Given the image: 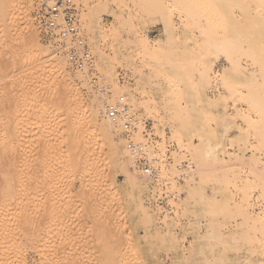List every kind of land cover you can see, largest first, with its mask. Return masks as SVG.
<instances>
[{"label": "rangeland", "instance_id": "obj_1", "mask_svg": "<svg viewBox=\"0 0 264 264\" xmlns=\"http://www.w3.org/2000/svg\"><path fill=\"white\" fill-rule=\"evenodd\" d=\"M74 1L93 68L151 123L158 175L39 32L38 0H0V184L19 198L0 210V264H264V0Z\"/></svg>", "mask_w": 264, "mask_h": 264}, {"label": "built area", "instance_id": "obj_2", "mask_svg": "<svg viewBox=\"0 0 264 264\" xmlns=\"http://www.w3.org/2000/svg\"><path fill=\"white\" fill-rule=\"evenodd\" d=\"M35 21L39 32L47 39L58 43L65 53L69 69L80 83L86 81L93 91L104 97L101 113L116 127L126 139L129 152L137 157V170L145 177L156 178L157 168L152 161L155 159L150 145L149 133L151 123L141 121L134 113L130 101L124 93L113 96V84L105 74L93 68V54L83 34L80 23L79 5L74 0H38ZM119 79L123 76L119 75ZM142 128L148 142L136 141L133 134ZM194 164L183 160L177 165L179 181L188 179ZM173 193L163 192L157 196L162 215L172 214L171 206L166 203V196Z\"/></svg>", "mask_w": 264, "mask_h": 264}, {"label": "bare ground", "instance_id": "obj_3", "mask_svg": "<svg viewBox=\"0 0 264 264\" xmlns=\"http://www.w3.org/2000/svg\"><path fill=\"white\" fill-rule=\"evenodd\" d=\"M27 19V18H26ZM25 19V16H24V20H26ZM23 21V20H22ZM24 22V21H23ZM26 22V21H25ZM27 23H28V21H27ZM236 46V43L235 42H227V43H225V44H223L222 46H221V49H223V50H226V52H224V53H227V51H229V50H231L232 48H233V50H234V47ZM237 48V47H236ZM235 48V49H236ZM243 49V48H242ZM41 50H44V49H41ZM231 52H233V51H231ZM50 58H52V56L50 57ZM46 60L47 61H49L48 60V58H44L43 56H41L40 58L39 57H37V59H36V63L37 64H42V65H44V64H46ZM56 60V59H55ZM53 58H52V61H51V59H50V63H51V65L52 64H54V63H57L56 61H55ZM35 61V60H34ZM33 62V61H32ZM31 62V63H32ZM31 63H29V64H31ZM34 63L35 62H33V65H34ZM49 63V64H50ZM10 64V63H9ZM13 64V63H12ZM36 64V66H39L40 67V65H37ZM48 64V63H47ZM59 64V63H58ZM19 65V64H18ZM56 65V64H55ZM5 66V65H4ZM10 66H12V65H10ZM35 66V65H34ZM53 66V65H52ZM59 65H57V67H58ZM18 67H20V66H18ZM43 67V66H42ZM56 68V67H55ZM3 69V68H2ZM1 69V70H2ZM19 69V68H18ZM54 69V68H53ZM22 70V69H21ZM55 70V69H54ZM55 72V71H54ZM15 74V73H14ZM20 74V73H19ZM42 74V73H41ZM39 75V74H38ZM17 76V75H16ZM23 84V83H22ZM61 88V87H60ZM26 90V89H25ZM63 90H65V89H63ZM13 92V91H12ZM26 92V91H25ZM59 92H60V90H59ZM18 94V93H17ZM22 94V93H21ZM99 95H101V94H99ZM60 96V95H59ZM62 98V97H61ZM60 99V98H59ZM64 100V99H63ZM101 103V102H100ZM259 104V103H258ZM257 104V105H258ZM64 105V104H63ZM8 109V108H7ZM12 110V109H11ZM4 111V110H3ZM15 111V110H14ZM101 111H102V106L100 107V109H99V112L101 113ZM12 111H8V112H5V114H3V116H0V117H2V118H9L10 116H12ZM74 114V113H73ZM102 114V113H101ZM103 115V114H102ZM104 116V115H103ZM2 118H0L1 120H0V139H6V140H8V139H10V135H9V124H4V121L2 120ZM5 120V119H4ZM93 120V119H92ZM2 121V122H1ZM92 122V121H91ZM7 125V126H6ZM114 125V124H113ZM28 128V127H27ZM25 132H27V131H25ZM24 132V133H25ZM99 137V136H98ZM93 139H95V137L93 138ZM96 141V140H95ZM100 141H101V139H100ZM10 142H12V141H10L9 140V142H7L6 144L4 143V144H0V173L1 172H3V174L5 173L4 172V170L5 169H7V167L6 166H8V164L10 163V161L11 160H9V159H11V150L14 148L11 144L12 143H10ZM16 142V141H15ZM14 145V144H13ZM13 147V148H12ZM127 148V147H126ZM86 149V148H85ZM17 150V149H16ZM127 150H128V148H127ZM86 151H88L87 149H86ZM12 152H13V150H12ZM42 152L43 153H46L45 151H43L42 150ZM79 152V151H78ZM77 152V153H78ZM122 152V151H121ZM17 153V152H16ZM19 153V152H18ZM42 153V155H41V158H42V156L44 155ZM123 153V152H122ZM47 154V153H46ZM48 155H49V153H48ZM45 157H46V155H45ZM18 160V159H17ZM20 162V161H19ZM40 163V162H39ZM51 163V162H50ZM12 164V163H11ZM50 165V164H49ZM48 165V166H49ZM43 166V165H42ZM9 167V166H8ZM18 167V166H17ZM53 167V166H52ZM2 168H5V169H2ZM41 169V168H40ZM135 169V168H134ZM12 170V169H11ZM138 171V170H137ZM3 174H1V175H3ZM4 176V175H3ZM141 176H143V175H141ZM16 177V176H15ZM32 177V176H31ZM145 177V176H144ZM1 178H2V176H1ZM26 178V177H25ZM7 180V179H6ZM25 180V179H24ZM5 181V180H4ZM10 181V180H9ZM16 181V180H15ZM33 181V180H32ZM2 182V181H1ZM14 182V181H13ZM40 182V181H39ZM4 183V182H3ZM3 183L2 184H0V192H1V190L4 188V190H6V191H4V190H2V191H4V192H2V194H4V196H1L3 199L1 200V202H0V210H4L5 209V207L6 206H11V202L12 201H14V199L13 198H15V197H17L15 194L16 193H14V191H13V189H12V187L10 186V185H8V182L7 183H4V185L5 184H7L6 186H4L3 185ZM28 184H29V182H28ZM19 185V184H18ZM19 187V186H18ZM18 194V193H17ZM19 195H20V192H19ZM18 195V196H19ZM18 198V197H17ZM16 199V198H15ZM19 199V198H18ZM17 200V199H16ZM14 201V202H17V201ZM24 200V199H23ZM19 202V201H18ZM15 204H17V205H19L18 203H15ZM22 204H20V209H21V207H23V206H21ZM44 206H46V205H44ZM12 207V206H11ZM15 207H17V206H15ZM8 208V207H7ZM27 208V207H26ZM26 208L24 209V207L22 208V210L24 209L25 211H26ZM12 209V208H11ZM11 209H9V210H11ZM35 211V210H34ZM1 212V211H0ZM5 212V211H4ZM18 212H19V210H18ZM48 212H49V210H48ZM2 213H3V211H2ZM46 214V213H45ZM48 214V213H47ZM49 215V214H48ZM21 217H23L22 215H20ZM26 216H28V215H26ZM21 217H20V219H21ZM29 217V216H28ZM166 217V215H164V218ZM25 218V217H24ZM30 219V218H29ZM20 221V220H19ZM22 221V220H21ZM20 221V222H21ZM19 222V223H20ZM21 224H23V223H21ZM20 225V224H19ZM29 228V227H28ZM25 229H26V227H25ZM30 229V228H29ZM19 230V229H18ZM28 230V229H27ZM25 231V230H24ZM3 234V233H2ZM16 234V233H15ZM21 234H22V232H21ZM66 241V240H65ZM37 243V242H36ZM60 245V244H59ZM56 254V253H55ZM45 255V254H44ZM47 255V254H46ZM112 257V256H111ZM60 261V260H59ZM113 261V260H112ZM116 263V262H115ZM55 264V263H54ZM65 264V263H64Z\"/></svg>", "mask_w": 264, "mask_h": 264}]
</instances>
